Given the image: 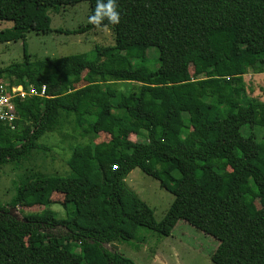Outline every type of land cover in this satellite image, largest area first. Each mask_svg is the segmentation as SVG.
<instances>
[{
  "label": "trees",
  "instance_id": "1",
  "mask_svg": "<svg viewBox=\"0 0 264 264\" xmlns=\"http://www.w3.org/2000/svg\"><path fill=\"white\" fill-rule=\"evenodd\" d=\"M83 1L90 16L96 0H0V22L12 23L0 43L24 46L23 60L0 68V78L46 86V96L19 102L14 128L0 121V168L49 151L39 140L62 115L83 133L110 135L75 145L69 174L36 171L15 183L0 202V264H138L113 243L139 227L169 236L179 220L218 240L214 264H264V205L254 202L264 199V138L242 134L246 125L264 128V100L244 78L264 68V0H116L120 23L99 26L113 31L114 44L32 61L26 35L49 33V10ZM151 46L155 71L146 64ZM136 167L176 185L160 221L126 183ZM55 192L64 194L63 216L50 207ZM19 206L44 209L19 220L11 212Z\"/></svg>",
  "mask_w": 264,
  "mask_h": 264
},
{
  "label": "rangeland",
  "instance_id": "2",
  "mask_svg": "<svg viewBox=\"0 0 264 264\" xmlns=\"http://www.w3.org/2000/svg\"><path fill=\"white\" fill-rule=\"evenodd\" d=\"M89 12V2L87 1L62 7L58 11L49 10L51 31L40 34L30 32L26 35L27 49L31 60L36 61L46 56L88 54L94 50L96 45L114 44L113 31L107 27H96L76 34L67 33V31L85 26L88 23ZM11 26L12 23L9 21L0 22V30ZM23 58V40L0 43V68L21 62ZM146 64L153 71L159 68L158 48L154 46L148 48ZM190 71L193 72V67H190ZM83 75V83H88L91 80L89 71L86 69ZM244 78L249 93L263 101L264 68H262V72H250ZM132 87L136 86L124 82L117 84V88L123 90ZM111 92L114 93V91ZM242 115L243 113L238 111L233 114V117L237 118ZM252 133L258 139L264 138V128L250 127L249 125L242 128L243 135L247 136ZM190 134L198 139L196 128H191ZM109 139L110 135L105 132L99 131V134L94 135L76 130L69 116L62 115L51 130L39 140L41 144L50 148L49 151H34L30 157L19 164L8 163L0 168V202L8 203L16 192L15 183L32 172L69 174L70 169L67 161L75 145ZM130 139L135 141L139 138L135 134H131ZM126 183L153 209L156 220L160 221L165 216L174 200L175 184L162 182L144 173L141 167H136L128 174ZM52 199L53 203L50 207L63 216L65 214L62 204L64 194L55 192ZM254 202L257 208L264 205V199L260 195L256 196ZM42 209L44 206H19L12 208L11 212L21 220L24 214ZM113 244V249L132 258L138 264H214L211 255L219 242L188 222L179 220L169 236H160L157 232L146 227H139L132 240Z\"/></svg>",
  "mask_w": 264,
  "mask_h": 264
},
{
  "label": "built area",
  "instance_id": "3",
  "mask_svg": "<svg viewBox=\"0 0 264 264\" xmlns=\"http://www.w3.org/2000/svg\"><path fill=\"white\" fill-rule=\"evenodd\" d=\"M35 95L46 96V86L39 90L34 84L28 88L23 84H11L5 78H0V121L13 128L19 119V102Z\"/></svg>",
  "mask_w": 264,
  "mask_h": 264
},
{
  "label": "clouds",
  "instance_id": "4",
  "mask_svg": "<svg viewBox=\"0 0 264 264\" xmlns=\"http://www.w3.org/2000/svg\"><path fill=\"white\" fill-rule=\"evenodd\" d=\"M105 20L110 25L120 23L116 0H96L93 13L88 17V23L99 27Z\"/></svg>",
  "mask_w": 264,
  "mask_h": 264
}]
</instances>
